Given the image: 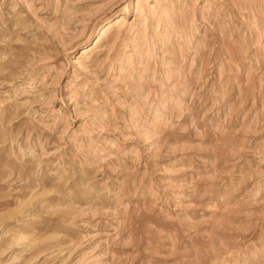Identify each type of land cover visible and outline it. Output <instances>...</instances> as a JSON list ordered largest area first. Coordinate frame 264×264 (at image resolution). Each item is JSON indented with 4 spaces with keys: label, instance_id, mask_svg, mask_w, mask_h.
I'll list each match as a JSON object with an SVG mask.
<instances>
[{
    "label": "rangeland",
    "instance_id": "obj_1",
    "mask_svg": "<svg viewBox=\"0 0 264 264\" xmlns=\"http://www.w3.org/2000/svg\"><path fill=\"white\" fill-rule=\"evenodd\" d=\"M0 264H264V0H0Z\"/></svg>",
    "mask_w": 264,
    "mask_h": 264
},
{
    "label": "bare ground",
    "instance_id": "obj_2",
    "mask_svg": "<svg viewBox=\"0 0 264 264\" xmlns=\"http://www.w3.org/2000/svg\"><path fill=\"white\" fill-rule=\"evenodd\" d=\"M110 27V23L109 24H106L105 26H103L102 27V34H104V32H105V30L107 29V28H109ZM99 38V37H98ZM89 52V51H88ZM87 53V50H83V52H82V55H84V54H86Z\"/></svg>",
    "mask_w": 264,
    "mask_h": 264
}]
</instances>
